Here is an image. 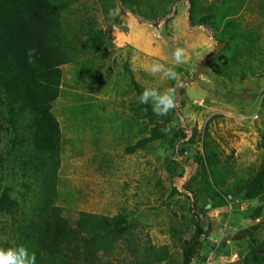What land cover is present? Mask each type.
<instances>
[{"label": "trees", "instance_id": "obj_1", "mask_svg": "<svg viewBox=\"0 0 264 264\" xmlns=\"http://www.w3.org/2000/svg\"><path fill=\"white\" fill-rule=\"evenodd\" d=\"M245 2L215 0L205 5V0H117L122 12L140 25L152 26L153 31H158L160 23L166 30L178 13L177 5L186 4L188 28H200L214 44H225L219 54L227 52V63L221 67L226 72L220 76L230 77V71L247 69L253 71L252 76L262 78L264 43L258 31H243L237 19ZM259 9V17L264 19V4ZM109 45L96 0H0V248L23 245L36 254V264H103L120 247L124 249L119 251L132 258L129 264H165L169 259V247H156L146 232L145 247L139 246V223L134 211L126 207L112 216L80 211L72 221L58 204L63 137L53 108L65 95L63 68L76 70L71 89L77 90L79 82L89 79L83 88L91 94L101 90L104 74L117 69L120 61L123 71L119 72L129 80L124 97L129 96L131 87L136 99L130 108L144 121L134 127L140 139L125 151L130 154L153 144L162 148L168 153L163 168L171 184L169 196L180 193L186 198L177 202L168 196L161 203L168 210L176 201L177 209L186 214L182 217L185 224L173 226L171 221L167 230L172 240L180 243V264H206L204 249L215 253L221 249L226 236L219 241L212 238L206 207L215 211L232 204L237 209L230 213L252 222L233 236L246 246L245 251L237 250L240 264H264V228L255 221L264 208V149L257 166L235 172L234 160L210 138L207 126L201 134L196 127L189 131L172 126L170 121L180 115L176 109L158 116L150 104L138 103L145 86L131 71V50L112 52ZM113 54L118 56L113 58ZM218 55L205 71L213 68ZM176 70L181 78L173 81L172 88L179 97L192 81L195 67L191 75L181 67ZM74 97L76 102L84 99L78 93ZM259 108L264 113L263 95ZM166 126L170 130L164 133L161 129ZM262 139L259 144L264 148V136ZM196 143L201 148L187 156ZM175 180L181 187H176ZM154 187L162 196L159 180ZM242 204L246 209L239 211Z\"/></svg>", "mask_w": 264, "mask_h": 264}, {"label": "rangeland", "instance_id": "obj_2", "mask_svg": "<svg viewBox=\"0 0 264 264\" xmlns=\"http://www.w3.org/2000/svg\"><path fill=\"white\" fill-rule=\"evenodd\" d=\"M213 2L215 0H205V5ZM262 4L264 0H246L237 19L243 31H258L260 42L264 43V19L259 17V7ZM186 7V4H178L177 11L186 15ZM169 17L172 20L173 15ZM171 24L166 26V30L171 31ZM103 29L109 32L111 38L113 35L117 37L111 29L104 28V23ZM157 32L155 30L153 34ZM210 44L215 45L212 40ZM129 54L131 71L136 81L145 87H158L161 90L172 88L173 81L161 80L158 76L152 77L146 73V66L155 60L140 56L133 50ZM116 56L113 54V58ZM218 56L216 66L204 71L199 76V81L188 82L181 96L174 94V109L180 115L178 120L173 119L169 124L180 125L189 131L196 127L200 134L207 126L210 138L225 155L234 160V171L241 172L248 167L257 166L264 149L259 144L264 136V113L259 108L261 97L264 96V77L256 78L252 76L253 71H246L247 69L230 71V77L220 76V73L226 72L221 71V67L227 63V52ZM237 58L242 60L240 56ZM117 63V69L104 74L101 90L97 88L91 94L83 88L89 79L86 83L79 82L77 90L71 89L72 72L76 70L72 66L63 68L65 95L56 101L53 108L63 137L58 204L64 208V216L72 221L80 211L112 216L126 207L131 212L134 211V219L139 223L137 234L142 240L141 244L138 243L139 246L145 247L146 232L156 247H169V259L165 264H180V243L172 240L167 230L171 221L174 222L173 226L186 223L182 218L186 214L177 209V202L186 198L180 193L169 196L171 184L163 168L164 158L168 153L162 148L153 144L145 149L126 153V147L134 145L141 137L139 131L134 129L136 123L141 126L144 121L135 117L130 108V102L136 99L131 87L129 96L124 97L123 92L129 86L128 75L119 72L123 68L120 61ZM77 93L84 97L83 101L74 100ZM200 99L203 101L192 103ZM181 102H184L183 106H180ZM200 148V143H196L187 156L190 157ZM176 159L180 160V157L176 155ZM157 180L161 183L163 197L154 187ZM174 184L181 187L178 180ZM168 196L177 202L174 201L167 210L161 203ZM151 209H157L158 214L154 216L153 213L157 212ZM231 209L233 211L237 208L232 204L223 210L209 211L208 206L206 207V215L213 226L210 235L218 241L220 237L226 236L227 240L223 241L225 243L216 253L210 248L204 249L203 255H208L210 264H240L237 250H246L244 242H238L233 236L240 229L248 228L252 222L235 212L230 213ZM238 209L245 210L246 205L242 204ZM172 212L176 213L175 217ZM255 221L260 224V228H264V208L259 210V217ZM141 235L144 236L143 239ZM123 249L120 247L114 255L105 258L103 264H129L132 258L126 252L119 251ZM233 255L236 256L235 259L232 258Z\"/></svg>", "mask_w": 264, "mask_h": 264}, {"label": "crops", "instance_id": "obj_3", "mask_svg": "<svg viewBox=\"0 0 264 264\" xmlns=\"http://www.w3.org/2000/svg\"><path fill=\"white\" fill-rule=\"evenodd\" d=\"M96 1L101 8L104 28L111 29V32L116 33L117 36L113 35L111 38L109 32L103 29L104 36L110 43L109 51L130 49L147 59L162 61L170 66L172 53L179 46L185 49L187 57L186 63L180 67L191 75L193 68L215 48V45L210 44L211 39L202 29L190 30L188 28L186 16L182 11L178 12L171 22V34L166 32L163 23L158 25V32L153 34V28L138 24L129 14L122 12L117 0ZM200 101L202 102L203 99L192 103H200Z\"/></svg>", "mask_w": 264, "mask_h": 264}, {"label": "clouds", "instance_id": "obj_4", "mask_svg": "<svg viewBox=\"0 0 264 264\" xmlns=\"http://www.w3.org/2000/svg\"><path fill=\"white\" fill-rule=\"evenodd\" d=\"M29 55L31 57V53ZM186 60L185 49L177 46L172 53L170 66L153 61L146 66L145 71L152 77L158 76L161 80L179 81L181 73L176 69L185 64ZM174 92L175 90L171 87L164 88L163 90L158 87H145L138 97V103L145 105L150 104L154 114L165 116L176 106ZM169 130L167 126L161 129L164 133H167ZM205 256L206 264H210L208 262V255L206 254ZM233 256L232 258L235 259ZM0 264H36V254L30 252L28 248L23 245L0 248Z\"/></svg>", "mask_w": 264, "mask_h": 264}, {"label": "water", "instance_id": "obj_5", "mask_svg": "<svg viewBox=\"0 0 264 264\" xmlns=\"http://www.w3.org/2000/svg\"><path fill=\"white\" fill-rule=\"evenodd\" d=\"M224 47H225L224 43H219V42L215 43L214 50L205 57V59L201 62V64L195 66V73L193 75L192 81H197L199 76L205 71L207 66L210 64L211 60L217 57V55L222 51Z\"/></svg>", "mask_w": 264, "mask_h": 264}, {"label": "built area", "instance_id": "obj_6", "mask_svg": "<svg viewBox=\"0 0 264 264\" xmlns=\"http://www.w3.org/2000/svg\"><path fill=\"white\" fill-rule=\"evenodd\" d=\"M233 257H236V256H233Z\"/></svg>", "mask_w": 264, "mask_h": 264}]
</instances>
